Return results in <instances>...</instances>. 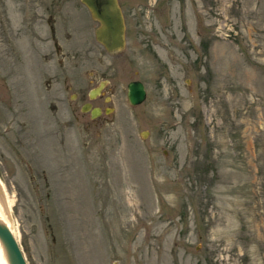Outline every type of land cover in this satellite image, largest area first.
<instances>
[{
    "label": "rangeland",
    "instance_id": "obj_1",
    "mask_svg": "<svg viewBox=\"0 0 264 264\" xmlns=\"http://www.w3.org/2000/svg\"><path fill=\"white\" fill-rule=\"evenodd\" d=\"M119 3L110 53L80 0H0V183L27 263L264 264V0Z\"/></svg>",
    "mask_w": 264,
    "mask_h": 264
},
{
    "label": "water",
    "instance_id": "obj_2",
    "mask_svg": "<svg viewBox=\"0 0 264 264\" xmlns=\"http://www.w3.org/2000/svg\"><path fill=\"white\" fill-rule=\"evenodd\" d=\"M89 10L92 18L98 21L99 25L95 29L94 35L107 52L115 53L121 51L126 44L125 20L119 0H80ZM104 83L101 82L96 88L89 91L92 99L99 95ZM126 97L131 105L142 103L146 97L144 84L139 81H131L127 84ZM82 110L90 111L92 118L101 113L99 107H91L89 103L82 106ZM110 109L105 110L109 113ZM145 136L144 132L141 134ZM0 240L5 247L10 264H28L23 249L19 241L10 229L0 221Z\"/></svg>",
    "mask_w": 264,
    "mask_h": 264
},
{
    "label": "bare ground",
    "instance_id": "obj_3",
    "mask_svg": "<svg viewBox=\"0 0 264 264\" xmlns=\"http://www.w3.org/2000/svg\"><path fill=\"white\" fill-rule=\"evenodd\" d=\"M3 188L4 187L0 183V221L2 223H4L5 225H7V227L10 229V231L13 233V235L17 238V235H16L17 233L15 232V230L12 226L10 214H9L8 209H7L8 206H6L5 202H4L5 192H4ZM9 204H10V202H9ZM17 240H18V238H17ZM19 244H20V242H19ZM20 246H21V244H20ZM0 264H10L8 257H7L5 247L3 246L1 240H0Z\"/></svg>",
    "mask_w": 264,
    "mask_h": 264
},
{
    "label": "flooded vegetation",
    "instance_id": "obj_4",
    "mask_svg": "<svg viewBox=\"0 0 264 264\" xmlns=\"http://www.w3.org/2000/svg\"><path fill=\"white\" fill-rule=\"evenodd\" d=\"M103 83H104V82H103ZM99 85H100V83H99ZM99 85H98V86H99ZM98 86H96V87H98ZM96 87H94V88H96ZM92 89H93V88H92ZM90 90H91V89H90ZM90 90H89V91H90ZM89 91H88V93H87V94H88V98H89V100H92V99H94V98H96V97H98V96H100V95L102 94V92L100 91L99 95H97L96 97H94V98L91 99V98L89 97ZM86 103H89V104L91 105V107H98V106H93L92 103H91L90 101H88V102H84V103L81 105V107H80L81 111H83V110H82V106L85 105ZM99 108L101 109V113H102V112H103L102 108H101V107H99ZM106 109H107V108H104V113H106V112H105ZM83 112H87V113L89 114V116L91 117V115H90V111L85 110V111H83ZM101 113H100V114H101ZM106 114H107V113H106ZM99 116H100V115H98L97 117H99ZM97 117H94V118H97ZM91 118H92V117H91ZM94 118H92V119H94Z\"/></svg>",
    "mask_w": 264,
    "mask_h": 264
}]
</instances>
